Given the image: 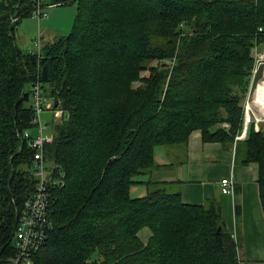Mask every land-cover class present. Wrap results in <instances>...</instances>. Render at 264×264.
I'll return each instance as SVG.
<instances>
[{"label": "trees", "instance_id": "16d2710c", "mask_svg": "<svg viewBox=\"0 0 264 264\" xmlns=\"http://www.w3.org/2000/svg\"><path fill=\"white\" fill-rule=\"evenodd\" d=\"M52 3H75V19L36 56L13 37L31 0H0V264L14 254L18 211L36 183L35 150L22 139L35 127L36 82L63 113L42 151L53 175H64L51 189L52 229L36 264H240L217 201L185 205L153 182L132 198L130 188L154 168L157 146L185 144L193 132L234 143L254 50L264 45V0ZM147 59L173 65L147 68ZM237 148L240 165H257L264 217V132L251 127Z\"/></svg>", "mask_w": 264, "mask_h": 264}, {"label": "crops", "instance_id": "0c3cea01", "mask_svg": "<svg viewBox=\"0 0 264 264\" xmlns=\"http://www.w3.org/2000/svg\"><path fill=\"white\" fill-rule=\"evenodd\" d=\"M38 35L42 39L41 34ZM235 146L236 143L231 146L205 143L199 132L191 133L185 144L157 146L153 152L154 168L132 185L130 192L132 188L142 187L147 194L146 183L153 182L170 193H179L185 205L201 206L210 200L217 201L224 228L236 243L241 264H264V217L257 165H240L242 151ZM223 179L232 181V194H222L220 182ZM236 206L240 210L238 220Z\"/></svg>", "mask_w": 264, "mask_h": 264}, {"label": "built area", "instance_id": "2783aa9c", "mask_svg": "<svg viewBox=\"0 0 264 264\" xmlns=\"http://www.w3.org/2000/svg\"><path fill=\"white\" fill-rule=\"evenodd\" d=\"M45 0H31L33 10L31 17L39 21L42 18H47V13L43 11ZM41 38L38 35L34 41L33 49L29 53L39 56L41 51ZM255 66L249 78L248 90L245 95L242 108V123L241 129L234 137V143L242 142L246 139L248 130L252 127L254 131L264 132V118L256 117L254 110L257 106L252 103V99L256 90L255 86L264 82V64L262 59L256 58ZM263 64L262 77L260 81L252 83L254 74L258 70V66ZM31 92L34 99V117L32 124L38 128V135L31 137L30 133L25 132L24 138L28 141L30 148L34 149L33 154V171L32 174L36 180L33 193L25 200L22 207L18 211L15 229L13 231V247L14 254L8 260L7 264H36L35 259L37 253L43 248L46 236L50 229H52V222L50 219V201L51 189L59 185L64 186V175L59 172V176L53 175V169L45 162L43 156V145L47 138H43V132L46 130L42 126L40 117L45 109L50 106L42 97V88L39 82H36L31 87ZM243 101V102H244ZM258 112V111H257ZM62 112L58 111L59 118L62 117ZM223 128H228L224 124ZM222 194H232L233 184L229 179H223L220 182ZM241 264V262H240Z\"/></svg>", "mask_w": 264, "mask_h": 264}, {"label": "rangeland", "instance_id": "374dc122", "mask_svg": "<svg viewBox=\"0 0 264 264\" xmlns=\"http://www.w3.org/2000/svg\"><path fill=\"white\" fill-rule=\"evenodd\" d=\"M43 11L49 15L48 18H42L39 21H37L35 18L30 16V17L21 19L19 22H17L14 25V30H13L14 41L21 52L25 53V52H28V50L31 47L33 48L34 41L36 40L38 34H41L42 36L41 46L45 44L53 43L59 37L67 36L69 34L72 28L74 19H75V15H76V4L75 3L61 6V5L53 4L52 0H45ZM13 21H15V18L13 19ZM155 42L158 44H164L165 40L159 39ZM254 58L255 60L256 58L262 59L263 64H264V45H258L257 48H255ZM143 62H145L144 65H146L147 68L158 67L160 65L165 68L169 65L170 66L173 65V63H169L168 61H163V60L154 61V60L147 59ZM263 64L258 66V70L254 74V78L252 80L253 84L257 81H260L259 79H261L262 72H263L262 70ZM143 75L145 76L147 75V73H144ZM261 85H263V83L257 86H255L254 84L253 88L257 91V89H259ZM247 90H248V87H247ZM245 93H247V91ZM256 102H260V101H259V98L256 97L254 94L252 103L255 106L259 107L258 103ZM46 103L50 107L44 110V113L41 115L40 120H41L42 126L46 127V130L43 132V138L44 139L47 138L50 140L53 137V126L56 123H58L61 119L57 115V112L61 110L51 108V100L46 99L45 105ZM254 112H255L256 117L261 116L262 118H264V109H262V107L261 109L254 110ZM64 118H65V115H64ZM28 133H30L31 137H36L38 135V128L35 126L33 127V129L28 131ZM23 135H22V139L24 140L25 138ZM135 180L136 181L143 180V175L136 177ZM145 194H146L145 190L142 187L132 188L130 192V196L132 198L142 197ZM149 235L150 233L147 228L140 230V232L138 233V236L143 243L147 242Z\"/></svg>", "mask_w": 264, "mask_h": 264}, {"label": "bare ground", "instance_id": "6f19581e", "mask_svg": "<svg viewBox=\"0 0 264 264\" xmlns=\"http://www.w3.org/2000/svg\"><path fill=\"white\" fill-rule=\"evenodd\" d=\"M255 96L259 98L260 102L258 103V106L261 108L262 106L264 107V82L263 85L260 86L259 89H257Z\"/></svg>", "mask_w": 264, "mask_h": 264}, {"label": "water", "instance_id": "95a60500", "mask_svg": "<svg viewBox=\"0 0 264 264\" xmlns=\"http://www.w3.org/2000/svg\"><path fill=\"white\" fill-rule=\"evenodd\" d=\"M220 230H221V229H220V228H218V230H217V231L219 232Z\"/></svg>", "mask_w": 264, "mask_h": 264}]
</instances>
